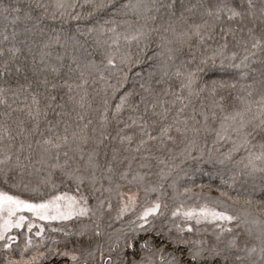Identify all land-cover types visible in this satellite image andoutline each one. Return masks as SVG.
Here are the masks:
<instances>
[{
  "label": "snow or ice",
  "instance_id": "obj_1",
  "mask_svg": "<svg viewBox=\"0 0 264 264\" xmlns=\"http://www.w3.org/2000/svg\"><path fill=\"white\" fill-rule=\"evenodd\" d=\"M202 163L264 188V0H0V264H264V207L181 199Z\"/></svg>",
  "mask_w": 264,
  "mask_h": 264
},
{
  "label": "trees",
  "instance_id": "obj_2",
  "mask_svg": "<svg viewBox=\"0 0 264 264\" xmlns=\"http://www.w3.org/2000/svg\"><path fill=\"white\" fill-rule=\"evenodd\" d=\"M100 85H94V87H99ZM129 87L131 85H128ZM118 99V97L113 98V100ZM23 101V97L20 98L19 101H17L16 104H13V108H16L18 104H20ZM13 115H20L23 118L22 113H16L14 112ZM211 143V141H209ZM227 145L221 146V151L226 150ZM135 167V166H134ZM230 166H220L216 164H204L202 163L199 165V167H189L187 171L186 176H182L180 181L178 182L179 188L181 191L185 187L190 188L191 192L185 193L184 197H181V199H184V202L187 206H198L200 203H203L205 199L211 201L215 199H220L225 201L228 205L231 206V208H246L247 205L244 203V200L247 198H251L253 202L257 205V212L260 207H264V188L261 187V183L259 180H244L241 178H238L235 182H233L230 177V172L227 170ZM141 172H146V169H140ZM131 179V177H129ZM154 179V177L149 178ZM125 184V187L121 189L122 191H128L131 189L132 193H137L139 197H144L143 191H138V187L136 185H129L126 182H121ZM229 185H231L229 187ZM254 185V187H253ZM167 188V186H165ZM19 191L20 194H23V189L16 190ZM168 195H172L171 189H167ZM221 192L227 193L228 196L235 197L238 199V203H233L231 200H228L226 197L221 196ZM199 195L200 199L197 200L196 196ZM187 197H191L188 199ZM155 194H152L149 196V199H154ZM171 203V202H169ZM113 204V213L112 218L109 219L108 217H105L104 220V230L106 233H113L117 230H124L127 231L128 224L127 220L131 217H125L124 220H116L115 219V209L118 206V201L115 196H113L112 199ZM259 214V213H258ZM164 219V217H161L160 220L155 221L156 225L159 226L161 221ZM108 225H111L108 227ZM55 226V225H53ZM71 227V224L68 225ZM211 225H200V228L203 230L205 228L211 229ZM15 234V232L13 233ZM34 241L37 239L33 237ZM62 239H65L62 235V233H45V241H44V247L40 249L41 252H47V248L49 245H52L53 248L59 246L62 248V245H58L55 242L61 241ZM28 255H31L29 253ZM0 260H2V254H0ZM41 264H61V261L58 257H55L51 254L47 255L46 258H44L41 261Z\"/></svg>",
  "mask_w": 264,
  "mask_h": 264
}]
</instances>
